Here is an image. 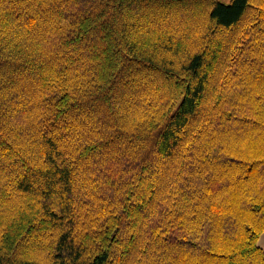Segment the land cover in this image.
<instances>
[{
	"label": "trees",
	"instance_id": "16d2710c",
	"mask_svg": "<svg viewBox=\"0 0 264 264\" xmlns=\"http://www.w3.org/2000/svg\"><path fill=\"white\" fill-rule=\"evenodd\" d=\"M0 169V264H264V0H0Z\"/></svg>",
	"mask_w": 264,
	"mask_h": 264
},
{
	"label": "rangeland",
	"instance_id": "374dc122",
	"mask_svg": "<svg viewBox=\"0 0 264 264\" xmlns=\"http://www.w3.org/2000/svg\"><path fill=\"white\" fill-rule=\"evenodd\" d=\"M223 1L227 2L228 0H223ZM211 80H212V78L210 77L209 81L207 82V90L205 93V98L211 92ZM139 95H141V92H139V91L134 93V96H136V98L139 97ZM206 105H207V103H206ZM191 124H193V121L190 122V125ZM242 132L243 131L239 132L237 130V128H235L234 126H229V128L227 129V134L230 136V138H236V136L241 134ZM95 169H97V168H95ZM228 171L229 170L227 168L224 169V173H226L227 175H225V177H223V180H222L223 182H225L227 184L231 180V178H230L231 174L230 173L228 174ZM8 177H9V175L7 174V172L0 169V178L7 179ZM244 177H245V175H244ZM236 178H239V177L236 176ZM218 185L219 184H216V187H218ZM9 189L10 188H7L6 190H0V218L3 217V215H4V211H5V210H3L4 205L8 206L7 204L10 203L9 209L11 211V209L14 207L15 203L20 201L18 198L16 201H14L15 199L12 198V195H11L12 193H11V191H9ZM210 189L211 188H209V190ZM75 192L78 195L77 189ZM49 224H50L49 221H45L40 226H37V229H33V231L31 230L29 232V235L27 238L18 239L17 241H15L16 242V244H15V257L17 256L18 258H21V257L31 256V255H29V253H32L38 249L45 251V248H48L47 247L48 241L46 242V239H49L50 233L52 232L51 229L49 230V226H50ZM47 230H48V232H47ZM258 244L264 249V233H262L261 236L259 237ZM41 245H42V247H41ZM135 252L136 251L134 248L132 250L130 258L133 257V255H135ZM41 254L44 255V252Z\"/></svg>",
	"mask_w": 264,
	"mask_h": 264
}]
</instances>
